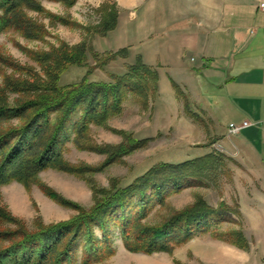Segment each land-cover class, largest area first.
Segmentation results:
<instances>
[{"label":"rangeland","instance_id":"rangeland-1","mask_svg":"<svg viewBox=\"0 0 264 264\" xmlns=\"http://www.w3.org/2000/svg\"><path fill=\"white\" fill-rule=\"evenodd\" d=\"M36 4L39 10L23 8L28 35L14 30L0 33V97L8 105L25 101L30 93L17 92V87L35 76L45 79V65L63 48L86 44L103 58L127 50L103 69H95L88 78L91 84H113L114 77L127 76L142 59L128 49L107 50L112 32L104 36L103 26L113 12L119 19L117 0H77L71 6L65 1L37 0ZM88 59L84 66H67L59 88L80 84L97 66L90 55ZM145 78L143 91L139 87V92L129 93L119 113L90 124L80 141L75 132L81 111L69 120L71 138L63 143L60 169H47L26 183L13 181L0 187V231L25 228L35 232L40 226L68 222L94 208L95 189H127L161 166L188 165L193 167L185 171L182 189L169 191L164 203L155 201L140 224L160 226L201 201L216 211L225 208L227 217L170 253L131 252L118 229H110L113 254L93 264H264V159L253 160L252 167H247L241 154L232 158L214 152V144L222 139L213 134L214 126L199 103L182 89L183 96L165 91L159 75L155 91L150 76ZM22 124L20 120L1 123L0 133ZM240 138H245L243 133L231 142L224 136V146L235 145L241 153ZM132 141L144 144L123 153L121 147ZM94 234L101 240L98 229ZM73 256L75 264H82V242L75 246Z\"/></svg>","mask_w":264,"mask_h":264},{"label":"trees","instance_id":"trees-1","mask_svg":"<svg viewBox=\"0 0 264 264\" xmlns=\"http://www.w3.org/2000/svg\"><path fill=\"white\" fill-rule=\"evenodd\" d=\"M53 1H65L71 6L77 0ZM36 3L37 0H0V33L14 30L23 36L28 35L30 27L23 8L39 10ZM108 17L110 20L103 26L104 36L118 27V14L113 12ZM126 53L127 50H123L115 56L103 58L86 44L63 48L45 65V79L35 76L32 81H23L17 87V92L30 93L25 101L12 107L0 97V124L13 120L23 123L0 133V187L13 181L26 183L47 169H60L63 143L71 138L67 124L78 111H81V119L75 133L80 141L90 124L104 122L119 113L129 93L139 92V87L143 91L145 77L150 76V85L153 84L155 91L158 73L144 65L142 59L129 69L127 76L114 77L113 84L89 83L88 78L95 69H103ZM89 55L96 60L97 66L89 70L80 84L59 88L60 75L67 66H84ZM172 86L179 96H183L180 86L173 80ZM53 115H56L55 120ZM143 144L132 141L121 147V151L129 152ZM121 151L115 157L120 156ZM188 167L193 166L164 165L130 188L95 189L94 208L82 211L68 222L40 226L35 232L25 228L0 231V264H75L73 252L79 242L83 245L82 264L101 262L113 254V234L110 231L113 228L118 229L125 247L131 252H172L175 246L185 244L196 233L208 232L227 217L225 208L216 211L201 201L197 207L175 215L160 226L140 224L155 201L164 203L169 191L182 189L187 181L184 177L188 175L185 173ZM95 229L99 230L101 240L95 237Z\"/></svg>","mask_w":264,"mask_h":264},{"label":"crops","instance_id":"crops-1","mask_svg":"<svg viewBox=\"0 0 264 264\" xmlns=\"http://www.w3.org/2000/svg\"><path fill=\"white\" fill-rule=\"evenodd\" d=\"M117 4L118 27L107 37V50L141 56L172 95L173 80L199 103L220 140L231 124L264 121V14L258 0ZM241 133V160L252 167L264 159V131L250 127Z\"/></svg>","mask_w":264,"mask_h":264},{"label":"built area","instance_id":"built-area-1","mask_svg":"<svg viewBox=\"0 0 264 264\" xmlns=\"http://www.w3.org/2000/svg\"><path fill=\"white\" fill-rule=\"evenodd\" d=\"M258 10L259 12L264 14V0H258ZM250 127H260L264 131V121L257 125L252 124L250 122H244L242 125L231 124L228 128V133L227 135H225V137L231 142L234 136L238 135L243 129L250 128ZM223 141L224 140L219 141L218 143L214 144L213 146L214 152H216L217 154L230 156L232 158H238L241 154L238 148L235 145H233L232 148H228L224 146Z\"/></svg>","mask_w":264,"mask_h":264}]
</instances>
